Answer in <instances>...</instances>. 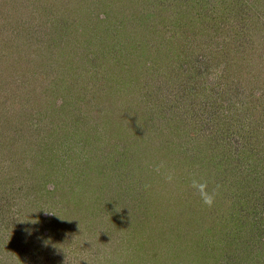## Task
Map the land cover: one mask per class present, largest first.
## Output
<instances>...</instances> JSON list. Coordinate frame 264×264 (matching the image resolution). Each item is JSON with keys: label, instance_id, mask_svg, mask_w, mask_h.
I'll use <instances>...</instances> for the list:
<instances>
[{"label": "rangeland", "instance_id": "obj_1", "mask_svg": "<svg viewBox=\"0 0 264 264\" xmlns=\"http://www.w3.org/2000/svg\"><path fill=\"white\" fill-rule=\"evenodd\" d=\"M146 1L0 0V13H13L21 28L38 30L42 41L61 34V58L69 55L68 49L74 53L78 48L80 60L91 51L98 56L100 76L111 79L109 83L119 81L117 90L103 91V87L101 97L87 94L76 103L75 91L65 88L73 67L66 68L65 76L61 60L53 68L44 61L40 68L35 62L22 61L20 69H10L8 58L15 53L8 48L0 53V84L4 87L0 99L8 97L5 106L9 109L3 114L4 125L17 127L14 134L6 132L8 139L0 146V264H264V237H258L264 220L249 214L260 213L262 207L254 202L248 211L247 204L233 196V177L228 176L222 187L218 175L204 177L189 170L193 158L188 167V160L177 158L171 140L168 144L161 132L167 126L164 118L154 115L159 112L156 96L169 95V104L188 124L191 120L176 92L170 91L174 81L184 77L176 70L183 54L179 59L163 56L152 41L132 28L145 17ZM248 4V17L237 29V42L247 35L246 48L258 60L264 52V0H248ZM50 8L56 12L48 13L51 19L44 16ZM66 17L65 26H51V21L63 22ZM106 46L114 52L104 57ZM27 56L23 53V59ZM88 62L85 59L75 66L77 75L89 69L92 63ZM17 70L23 75L12 78ZM45 71H49L47 79ZM122 74L140 83L135 95L121 93L118 85L128 80ZM12 81L18 86L14 91L7 85ZM145 93L152 101L146 100ZM198 99L205 107L204 96L199 94ZM263 105L254 111L260 119ZM81 119L87 123L80 124L72 140L62 143L59 136ZM203 121L200 129L190 130L192 144L210 140L211 130L216 133L218 129L215 116L210 122ZM199 157L200 161L207 159L206 154ZM263 160L264 154H259L250 159V167L261 168ZM161 164L164 168L157 172ZM166 171L174 175L171 183L164 178ZM193 178L207 181L209 191L219 186L212 207L203 204L192 188ZM262 178L264 182L263 172ZM259 188L264 185L260 183ZM256 221L259 224L252 233L249 227ZM251 237L255 246L249 245ZM245 240L253 251L245 250Z\"/></svg>", "mask_w": 264, "mask_h": 264}, {"label": "trees", "instance_id": "obj_2", "mask_svg": "<svg viewBox=\"0 0 264 264\" xmlns=\"http://www.w3.org/2000/svg\"><path fill=\"white\" fill-rule=\"evenodd\" d=\"M249 6L248 0H149L145 17L141 18L142 15L138 16L136 13L135 16L140 17L141 21L135 18L139 22L134 23L132 28L136 34L141 37L144 36L145 40L152 41L154 43L153 48L158 52H163V56L173 55L179 59L183 54L181 62H179L180 65L176 67V70L184 77H181L178 82L174 81L173 88L170 91L176 92L180 103L183 102L184 113L189 114L190 119L188 120H191V122L188 124L184 115L175 106L169 104L171 100L169 95L158 96L163 98L162 101L156 96L159 106L155 102L154 104L159 108V112L154 115H157V118H164L162 121L166 122L165 126L167 127L161 131L166 138V142L169 144L171 140L175 152L177 151V158L188 160V167L191 163L190 158H193L189 170L204 175V177L218 175L221 178L219 182L222 183V187L227 184L228 176L233 177L232 181L236 188L233 196L246 203L249 208L248 211L250 208L253 209L254 202L257 208L262 207L260 213L252 214L249 211V214L257 215L255 220H264V189L259 188L260 183L264 185L262 178L264 160L262 161V167L258 168L259 170L251 168L249 163L250 159H254L259 154H264V146H260L264 145V117L260 119L254 116V111H258L259 105L264 104V52L258 54V60L252 56L246 48L250 43L247 35L244 39L241 35V43L237 42L240 34L237 29L243 25L242 23L248 17ZM50 10L51 12L46 11L47 14L44 12V16L49 19L51 18L48 13L53 15L56 13L53 12L52 8ZM3 11L0 13V32H2V35L0 34V53L5 48L15 53V55H9L8 58L10 69L12 67L20 69L22 61H27L26 63L30 61L29 64L35 62L37 68H40L42 66L40 65L41 61H44V64L46 63L47 66L50 65L53 68L57 66L58 60H61L59 62L62 67L61 74L65 76L67 73L66 68L71 66L74 69L73 72H75V66L86 59L92 63L89 69L85 70L86 72L82 71V74L77 75L76 72H70L71 69H68L72 75L67 76L68 86L65 88L75 91L76 99L74 101L78 103L79 100L85 99L87 94L92 93L101 97L103 87V91L107 89L117 90L118 80L109 83L107 81L111 79L107 80L97 72L98 66L95 59L98 56L96 53L92 54L91 51H87L85 53L89 55L80 60L81 53H78V48L74 53L68 49L67 53L69 52V55H64L61 58L59 50L63 47L64 42L61 34L48 36L47 40L50 42L48 44V41H42L41 37L36 34L38 30L33 27L25 28L23 26L25 29L21 28L19 18L14 17L13 13H3ZM62 21L57 22L56 18L55 23L51 21V26L60 28L56 23L61 24L62 27L68 24L67 17L62 18ZM17 22H19L18 25ZM116 26L117 24L114 29L118 30ZM235 26V31L231 33L232 28ZM146 31H149L152 35L147 37ZM16 38L22 40V43H18ZM139 39L144 41L142 38ZM15 40L16 44L14 45ZM141 43L138 41V44ZM106 48L102 51L104 57L114 52V48L110 50H108V46ZM137 51L139 52V48ZM23 53H28L25 59H23ZM75 56L77 58L74 60ZM2 57L4 55H1ZM44 57L45 60H43ZM28 68H31V66L28 65ZM221 68L222 73L214 80L210 79ZM36 71L34 70V74ZM48 74L49 71H45L43 77L47 79ZM21 75L23 74L17 70L11 77L18 78ZM122 78L128 80L124 81L122 86L118 85L121 93L130 96L135 95L134 92L138 91L140 83L135 82L130 76L127 78L126 74H122ZM55 79L53 78L52 81ZM59 81L62 82V79ZM7 85L12 89L18 87L14 81ZM3 88V85L0 84V91ZM89 88H93V91ZM147 92L150 94L149 89ZM149 94L145 93L144 97L150 102L152 99ZM199 94H202L205 102H207L205 107H203V100L198 99ZM6 98L8 97L3 100L0 99V113H2L0 117V146L5 145V140L8 139L6 132L13 133L17 128L12 123L4 125V115H7L9 111L5 106L8 100ZM138 100L141 99L138 97ZM216 113L219 114L216 116ZM199 114L200 119H198ZM147 115L150 120H153L149 111ZM262 115H264V107L262 108ZM213 116L218 121L219 130L217 129L216 133L211 130L212 133H209L210 140L207 139L201 144L199 140H196V143L192 144L193 141L189 137L191 128L198 126L200 129L199 126H203V120L206 123L210 122ZM85 123L87 121L81 119L80 123H76L75 128L67 130L64 135L61 134L59 139H63L62 143L66 140L69 142V140H72L73 133L80 130V124L85 125ZM152 127L157 126L153 125ZM199 131L203 132L202 130ZM83 133L82 131V137ZM168 133L176 137H166V135H170ZM86 138L89 140V137ZM202 154L207 155L205 161H200L199 156ZM229 161L230 164H228ZM233 161L235 165H233ZM256 223L259 224L256 221L253 222L252 227H249L252 233L257 228ZM260 229L262 231L259 232L258 237L263 238L264 226H260ZM253 235L255 236V234ZM251 240L250 244L245 240L244 248L246 251L254 250L248 246V244L255 246L253 237H251Z\"/></svg>", "mask_w": 264, "mask_h": 264}, {"label": "clouds", "instance_id": "obj_3", "mask_svg": "<svg viewBox=\"0 0 264 264\" xmlns=\"http://www.w3.org/2000/svg\"><path fill=\"white\" fill-rule=\"evenodd\" d=\"M221 73H222V68L220 70H217L216 75L210 77V79L214 80ZM162 168H164L163 164L158 165L156 167V171L160 172ZM163 174L167 182L171 183L174 180V175L172 173L166 171ZM191 186L193 189H195L198 192L203 204L207 205L208 207H212L214 205L216 201V197L219 195V186H217L216 189L209 191L207 181H201L195 178H193Z\"/></svg>", "mask_w": 264, "mask_h": 264}]
</instances>
